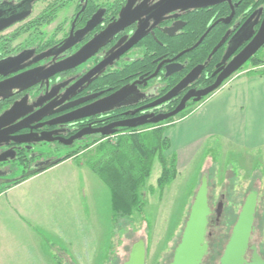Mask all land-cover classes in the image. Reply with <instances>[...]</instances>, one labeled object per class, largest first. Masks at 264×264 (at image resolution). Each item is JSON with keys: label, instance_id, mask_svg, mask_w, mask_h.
Segmentation results:
<instances>
[{"label": "flooded vegetation", "instance_id": "1", "mask_svg": "<svg viewBox=\"0 0 264 264\" xmlns=\"http://www.w3.org/2000/svg\"><path fill=\"white\" fill-rule=\"evenodd\" d=\"M44 2L46 5L42 12L40 11L41 14L49 8L48 11L58 9L55 14L62 9H69V19L64 23L66 26H62L57 31L55 38H51L50 35L44 36L40 43L37 40H26L24 43L12 44L22 35L16 33L23 25L18 26L12 33L6 31L26 21L33 14L35 5ZM259 2L260 0H251V3L248 0H232L231 4L224 2L202 9L179 8L169 12V9L180 5L181 2L0 0V19L17 17L29 12L23 19L0 31V115L5 110H49L47 116L39 117L27 123L20 131L12 133V135L30 134L28 138L30 143L15 144L9 137L12 135H0L1 140L8 139L0 147V156L5 159L0 162V188L6 185L1 183V180L18 179L34 166L52 161L45 157L46 154L64 148L78 147L76 142L86 137H92L90 140L92 141L101 136L100 134L83 136L70 146L61 145L57 141L33 142L44 133H50L49 138L56 136L69 138L83 128L98 129L122 121L132 122L136 126L118 127L115 134L125 129H143L152 124L138 125L137 118L150 113H167L179 104L188 91L201 90L214 83L221 71L217 74L214 72L225 67L259 29L264 18V4H258ZM247 3L248 6L245 7ZM220 7L224 9L225 14L220 13ZM198 10L214 11L207 29L211 27L219 32L222 30L220 40L226 33L228 34L220 47L223 48L220 58L212 67H208V61L201 74L169 101L154 107H146L165 95L192 69L183 73L188 62L182 59V56L175 59L181 51L171 52V41L180 39L190 20L196 17ZM232 11L234 15L229 23L219 21L227 19ZM41 20L44 19L36 18V21ZM108 27H115V32L106 37L92 56L77 67L47 78L55 64L92 42ZM13 34L16 36L13 37ZM64 46H68V49L58 53ZM229 49L233 50V54L223 61V56ZM172 63H180L183 68L166 76V66ZM96 68L99 70L95 71ZM153 74L155 75L152 76ZM120 90H123L122 95L112 105L101 107L104 111L64 124H49L52 120L75 110H89L86 109L87 106ZM203 99L197 103L202 102ZM192 104L196 102L190 98L184 110ZM58 110L61 111L57 112ZM42 145L47 147L46 154L36 149ZM28 148L30 150H27ZM17 158H22L23 162L16 160ZM219 202L222 204V197L216 201L214 210H210L208 216L214 215L215 221ZM258 254L264 259L259 252Z\"/></svg>", "mask_w": 264, "mask_h": 264}, {"label": "crops", "instance_id": "2", "mask_svg": "<svg viewBox=\"0 0 264 264\" xmlns=\"http://www.w3.org/2000/svg\"><path fill=\"white\" fill-rule=\"evenodd\" d=\"M164 136L177 170L215 142L264 156V74H245L215 90ZM96 183L102 187L97 175L71 157L0 188V264H79L85 260L79 249L87 247L98 264V236L77 235L80 227L93 225L94 196L101 189Z\"/></svg>", "mask_w": 264, "mask_h": 264}, {"label": "rangeland", "instance_id": "3", "mask_svg": "<svg viewBox=\"0 0 264 264\" xmlns=\"http://www.w3.org/2000/svg\"><path fill=\"white\" fill-rule=\"evenodd\" d=\"M45 5L46 2L36 4L31 17L6 31L12 33L18 26L23 25L16 33V35H22L12 44L24 43L26 40H37L40 43L44 36L52 35L51 38H55L57 31L62 26H66L64 23L68 21L70 13L67 8L53 15L51 21H36V18L40 19ZM29 20L31 21L29 22ZM31 28L34 30H29ZM16 35L13 34V37ZM11 42L9 41V43ZM258 55L264 59V49ZM252 69H254L252 64L248 62L241 69L242 71L232 74L219 88L226 87ZM255 69L262 70L264 67ZM198 104L192 105L185 113H190ZM181 117L178 114L173 118V121L175 122ZM112 136L111 139L114 140L116 137ZM90 140L77 141L78 147L64 148L50 154H46L47 147L45 145L38 146L36 149L44 152L45 157L56 160L67 153L83 148L84 145L91 143ZM93 149L94 146L79 152L74 156V159L84 163L86 156ZM187 166L177 170L175 180L166 186L160 195L156 188V179L160 175L161 165L157 160H154L150 176L146 179L142 189L146 203L141 215L137 213L123 217L116 215L111 206L108 188L102 180V187L96 183L97 187H101V189L94 196L95 219L92 221L93 225L91 227L86 224L77 231V235L79 232L81 237L98 236L100 259L96 260V263L123 264L128 258L132 245L138 240H142L145 246V264H170L202 176H205L208 182L209 209L214 210L216 201L222 197V210L220 215H217L216 221L214 215L208 217L205 231L208 249L201 264H218L236 216L250 190L251 192L256 190L259 195L257 196L259 222L262 220L263 225L260 230L251 235L249 247L257 246L258 252L264 257V156L239 147L220 146L218 142H215V146L201 148ZM150 188H154L153 192ZM75 252L71 250V254L74 256ZM79 252L85 253V260L82 259L79 264L95 263L89 247L84 251L79 249ZM250 255L251 250L248 249L246 251L247 260ZM77 263V260L69 262V264Z\"/></svg>", "mask_w": 264, "mask_h": 264}, {"label": "water", "instance_id": "4", "mask_svg": "<svg viewBox=\"0 0 264 264\" xmlns=\"http://www.w3.org/2000/svg\"><path fill=\"white\" fill-rule=\"evenodd\" d=\"M181 2L179 5H175L168 11H172L175 9H202L211 7L214 5H218L224 2H228L231 4L232 0H171ZM28 11L20 14L17 17H10L6 19H0V31L4 28L10 26L16 21H19L28 15ZM234 12L228 16L227 19L219 20L223 23H229L231 18L233 17ZM211 27L208 28L203 35L199 38V40L190 48L181 51L176 55L175 59L183 56L186 52L193 50L197 47L205 38V36L210 31ZM115 32V27H108L103 33H101L96 39L92 42L83 46L76 53L71 55L70 57L64 59L63 61L55 64L53 69L48 73L47 78L55 75L57 73H61L63 71L72 69L77 67L82 62H84L87 58L92 56L97 49L102 45L103 41L106 37H109ZM171 35V34H169ZM227 33L225 36L213 47L210 54L208 55L206 62L203 64L196 65L193 67L174 87H172L165 95L154 101L153 103L147 105L146 107H154L165 103L175 97L179 92L185 89L190 83H192L203 71L206 63L209 61L210 57L221 47V45L225 42L227 37ZM250 38V37H249ZM264 46V18L262 23L257 30V32L251 36L249 42L229 61V63L225 67H221L217 69L214 74L217 76L214 83L205 87L201 90H190L188 91L184 97L181 99L179 104L171 111L167 113H159V114H145L143 117L137 118L138 125L142 124H158L163 121H166L170 118H173L184 111L186 102L192 98L194 102L201 101L202 98L207 97L209 94L213 93L217 90L223 81L229 78L232 74L237 72L243 65H245L262 47ZM70 47V46H69ZM68 49V46H64L59 50L58 53H62ZM233 54V50L229 49L223 56V61H226ZM168 62V61H167ZM103 65V64H102ZM101 67V66H98ZM183 68V65L180 63L169 64L166 66V76L172 74L175 71H180ZM99 70L98 68L95 71ZM94 71V70H93ZM92 71V72H93ZM91 72V73H92ZM153 74L152 76H154ZM151 76V77H152ZM123 90H120L104 99H101L89 106L86 109L89 110H75L70 112L64 116H60L49 124H64L79 118L88 117L90 115H94L101 111V107L110 106L114 103V101L122 95ZM103 109V108H102ZM61 110H58L59 112ZM49 114V110H5L0 115V135H12V133H16L21 129L25 128L27 123L34 121L39 117H44ZM136 125L132 122L122 121L115 122L103 128L91 129L90 127L83 128L80 131L76 132L74 135L69 138L63 137H52L49 138L50 133H44L41 137L36 138L33 142H50L57 141L61 145L70 146L74 141L80 140L83 136L92 135V134H100L101 136H112L116 133V128L118 127H135ZM30 134H19L9 136L10 139L15 144H28ZM48 135V136H46ZM8 139H0V147L5 144ZM27 150H30L28 148ZM5 159L0 156V162ZM58 159L52 161H45L39 165L34 166L31 170L27 171L24 176L29 177L38 173L39 171L46 170L47 168L57 164ZM8 180H1V183H8ZM257 205V194L254 192H250L246 195L240 210L236 216L235 222L232 226L230 235L227 239V242L224 246L222 254L219 258L218 264H264V259L258 254L257 247L255 245H251L249 247L250 237L255 232V224H254V215L256 211ZM222 204L218 203V209L216 210L217 215L219 216L221 213ZM209 204H208V182L205 176L201 177L200 184L198 189L194 195L193 201L190 205L189 213L187 219L184 224V228L182 230L180 239L178 244L174 249V253L172 255V260L170 264H201L207 251L208 245L205 241V231L207 227V220L210 214ZM250 249L251 255L249 259H246V251ZM123 264H145V246L142 240L134 243L130 249L127 260Z\"/></svg>", "mask_w": 264, "mask_h": 264}, {"label": "trees", "instance_id": "5", "mask_svg": "<svg viewBox=\"0 0 264 264\" xmlns=\"http://www.w3.org/2000/svg\"><path fill=\"white\" fill-rule=\"evenodd\" d=\"M248 2L251 3V0H248ZM258 4H264V0H260ZM247 6L248 3L245 7ZM49 9L41 14V19L45 21L52 20L53 15H55L58 9L48 11ZM223 10L224 9L220 7V13L225 14ZM213 12L212 10H198L196 12V17L190 20V24L187 25L186 31L181 34L180 39L171 41V52L177 53L193 46L206 31L207 24ZM222 34V30L219 32L216 28H212L197 47L186 52L182 56V59L186 60L188 63L183 73L196 65L204 63L213 47L220 40ZM263 49L264 46L249 60L254 69L246 72V75L253 76L264 74V69H255L264 67V59L260 58L258 55ZM150 50H152V48H150ZM222 50L223 48L218 49V51L210 57L208 67H212L213 63L220 58ZM244 66L238 71H242L241 69ZM186 110L182 111L179 116H186ZM173 122V118H170L155 125H148L145 130H121L118 134L112 136L116 137L114 140L111 139V136H99L98 138L92 139L91 143L84 145L83 148H79L58 158L57 163L74 157L79 152L88 150L94 146L93 151H90L91 153L86 156L84 164L97 175L108 188L113 212L121 217L131 216L133 213L141 215L146 203L142 189L144 188L146 179L150 176L154 160H157L161 165L160 175L156 179V188L160 195H162L164 188L170 185L176 178V157L174 155H165L170 144L169 140L164 136V132ZM91 138L92 137H86L85 140ZM16 160L21 161V163L23 162L22 158H17ZM26 178L28 177L22 176L18 179L11 180L6 183L2 189L7 188L9 185H16ZM150 190L153 192L154 188H150ZM258 214L259 208L257 203L254 215L255 231L260 230L263 225L262 220L259 222L260 214Z\"/></svg>", "mask_w": 264, "mask_h": 264}]
</instances>
